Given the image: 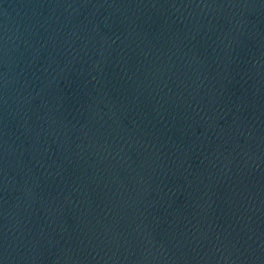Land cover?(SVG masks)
Returning a JSON list of instances; mask_svg holds the SVG:
<instances>
[{"label": "water", "instance_id": "water-1", "mask_svg": "<svg viewBox=\"0 0 264 264\" xmlns=\"http://www.w3.org/2000/svg\"><path fill=\"white\" fill-rule=\"evenodd\" d=\"M0 264H264V0H0Z\"/></svg>", "mask_w": 264, "mask_h": 264}]
</instances>
